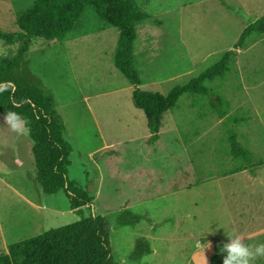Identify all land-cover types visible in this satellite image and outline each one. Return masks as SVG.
<instances>
[{"label": "rangeland", "instance_id": "374dc122", "mask_svg": "<svg viewBox=\"0 0 264 264\" xmlns=\"http://www.w3.org/2000/svg\"><path fill=\"white\" fill-rule=\"evenodd\" d=\"M37 1L0 0V35L16 34L20 16ZM139 3L150 18L138 27L134 55L141 89L168 97L237 51L231 72L206 84L209 95L182 97L150 145L135 87L115 66L118 30L102 31L104 23L86 7L66 42H35L11 78L52 98L74 149L69 180L95 202L76 213L65 192L44 194L28 132L13 131L0 117V256L11 244L93 216H106L115 264H206L205 257L224 264L225 246L236 237L245 246L264 244V35L235 48L264 17V0ZM18 47L0 36V63ZM218 98L232 120L242 121L231 128L253 155L256 177L239 171L231 156L230 134L213 109ZM140 240L153 254L139 253ZM252 264H264V255Z\"/></svg>", "mask_w": 264, "mask_h": 264}, {"label": "trees", "instance_id": "16d2710c", "mask_svg": "<svg viewBox=\"0 0 264 264\" xmlns=\"http://www.w3.org/2000/svg\"><path fill=\"white\" fill-rule=\"evenodd\" d=\"M86 7H92L104 23L102 31L116 29L119 32L115 66L135 87L133 101L147 118L150 145L156 144L160 138L165 114L173 111L186 95H209L206 84L225 78L231 72L237 55V51L225 53L220 63L190 84L176 87L165 97L161 93L140 88L142 82L135 69L134 55L139 39L138 27L150 18L140 7L139 0H38L31 10L20 16L17 24L19 31L16 34H1L7 44L19 47L15 56L0 63V85L9 82L15 85L14 93L10 88L0 92V117L5 120L6 112L12 111L25 118L33 142L38 182L44 194L52 196L65 192L76 213L92 207L95 198L86 189L69 180L74 149L66 138L63 119L52 98L42 88L15 82L11 75L25 61L35 42H66L83 17ZM255 35H264V17L248 26L236 50H244ZM222 106L223 100L220 98L213 102V109L218 112L224 128L230 134L232 158L241 163L239 171L253 170V176H258L252 168L253 155L242 147L235 129L231 128V125L240 124L241 119L232 120ZM129 215L135 225L141 221L139 215ZM108 230L106 216L83 219L11 245L9 253L0 256V264H115ZM138 247L142 255L153 254L147 240H140Z\"/></svg>", "mask_w": 264, "mask_h": 264}, {"label": "clouds", "instance_id": "9594fccd", "mask_svg": "<svg viewBox=\"0 0 264 264\" xmlns=\"http://www.w3.org/2000/svg\"><path fill=\"white\" fill-rule=\"evenodd\" d=\"M9 88L13 93L15 92V85L11 82L5 85H0V92ZM5 122L6 125H9L13 131H16L19 134L25 135L28 132L25 118L16 112H6ZM225 234L229 237V239H233L235 236L234 233L230 232H225ZM241 239L242 237H236L233 239L231 244L225 246L230 256L225 260L224 264H233V262H236V264H252L258 255H264V244H260L259 246H245L241 243ZM200 247H203V245ZM205 261L206 264H208L206 257Z\"/></svg>", "mask_w": 264, "mask_h": 264}, {"label": "crops", "instance_id": "0c3cea01", "mask_svg": "<svg viewBox=\"0 0 264 264\" xmlns=\"http://www.w3.org/2000/svg\"><path fill=\"white\" fill-rule=\"evenodd\" d=\"M162 127H163V125H162ZM161 130H162V128H161ZM102 149H103V148H101V152L104 150V149H103V150H102ZM93 154H95V153H92V155H93ZM254 177H256V176H254ZM25 200H26L27 203H31V202H30V199H28V197H25ZM34 206H35V205H34ZM36 207H37V206H36ZM37 208H38V210H39L40 212H42V207H37ZM127 210H129V209H127ZM38 214H41V213H38ZM136 215H139V214H136ZM139 216H140V215H139ZM140 217H141V216H140ZM141 220H142V217H141ZM140 222H141V221H140ZM140 222H139V223H140ZM139 223H138V224H139ZM11 245H13V244H11Z\"/></svg>", "mask_w": 264, "mask_h": 264}]
</instances>
